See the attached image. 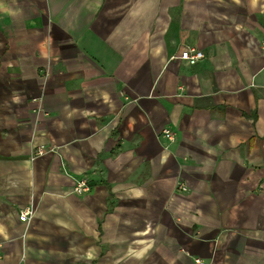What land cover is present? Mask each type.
Returning a JSON list of instances; mask_svg holds the SVG:
<instances>
[{"label":"crops","instance_id":"obj_1","mask_svg":"<svg viewBox=\"0 0 264 264\" xmlns=\"http://www.w3.org/2000/svg\"><path fill=\"white\" fill-rule=\"evenodd\" d=\"M0 264H264V0H0Z\"/></svg>","mask_w":264,"mask_h":264},{"label":"built area","instance_id":"obj_2","mask_svg":"<svg viewBox=\"0 0 264 264\" xmlns=\"http://www.w3.org/2000/svg\"><path fill=\"white\" fill-rule=\"evenodd\" d=\"M204 58H205L204 53L201 50L197 49L196 47H189V48L185 49L184 51H182V53L180 55V59L187 62L189 65H195L199 61L203 60ZM161 134L166 139H168L170 142L175 141L176 137H175L174 132L171 129L165 128L162 130ZM46 153H47V151L44 148H38L33 153L31 160L34 161L37 158L44 156ZM90 189H91V187H90L88 180L82 179V180L77 182V184L74 188V193L77 195H83V194L89 192ZM178 191L187 192L188 188L185 184H180L178 186ZM32 216H33L32 210H30V209L25 210L24 212L21 213L20 220L22 222H29Z\"/></svg>","mask_w":264,"mask_h":264}]
</instances>
